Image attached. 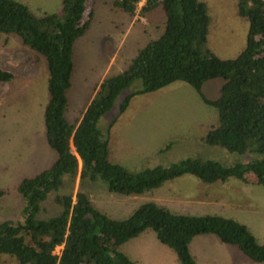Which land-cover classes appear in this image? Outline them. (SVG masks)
<instances>
[{
	"label": "trees",
	"instance_id": "obj_1",
	"mask_svg": "<svg viewBox=\"0 0 264 264\" xmlns=\"http://www.w3.org/2000/svg\"><path fill=\"white\" fill-rule=\"evenodd\" d=\"M93 1L62 0L59 14L37 16L17 0H0V35L18 37L46 61L49 100L44 125L47 145L57 156L49 169L15 188L23 202L22 218L0 224V264L4 255L17 264H136L120 248L146 232L172 250L178 264H198L190 245L201 236H213L237 248L249 261L264 264V243H258L246 225L217 215L177 214L150 202L127 218L114 219L97 209L80 188L75 195L56 196L59 213L40 218L49 197L60 192L66 181L73 186L78 179L102 182L109 194L124 197L158 190L184 176L215 185L231 180L248 183L247 176L253 175L255 184L264 186V0H235L237 14L249 22L250 30L246 48L232 60L220 59L207 47L211 19L200 0H110L113 9L130 17L162 10L164 31L137 52L123 73L98 84L80 118L70 123L66 114L75 44L92 24ZM14 78L0 67V85H11ZM137 80L142 88L123 100L104 134L98 128L100 119ZM211 81H220V89L210 99L202 89ZM174 83L189 85L217 111L218 124L200 141L247 157L245 162L225 166L189 158L133 173L111 159L112 128L131 100Z\"/></svg>",
	"mask_w": 264,
	"mask_h": 264
},
{
	"label": "rangeland",
	"instance_id": "obj_2",
	"mask_svg": "<svg viewBox=\"0 0 264 264\" xmlns=\"http://www.w3.org/2000/svg\"><path fill=\"white\" fill-rule=\"evenodd\" d=\"M17 1L37 16L59 14L61 11L62 0ZM200 1L207 5L211 19L207 47L220 59L237 58L247 46L250 26L248 21L238 16L236 1ZM111 5L110 0L93 1L92 24L75 44V72L66 114L70 123L80 118L97 84L107 77L123 73L137 52L158 39L164 31L162 10L145 17L139 14L130 17ZM90 7L91 2L87 5L85 20ZM0 67L15 77L11 85H0L1 224L22 218L23 202L15 188L24 179L49 169L57 156L46 142L44 113L49 93L45 59H38L18 37L0 35ZM141 88L142 81L137 80L119 95L112 110L98 124L104 134L117 116L123 100ZM219 89L220 81H211L204 85L202 93L211 99L217 96ZM217 124V111L204 104L192 87L174 83L156 93L136 96L131 100L128 109L112 128L111 159L133 173L158 165L169 166L189 158L213 160L225 166L245 162L247 157L219 147H209L200 141L208 129ZM169 143L172 145L161 152ZM247 178L248 183L231 180L227 184L205 185L194 177L184 176L158 190L131 197L109 194L102 182L90 184L78 179L72 186L66 181L61 191L51 195L44 204L40 218L48 219L59 213L56 196L75 195L82 188L97 209L114 219L127 218L140 206L153 202L177 214H214L233 219L246 225L258 243L263 244L264 186L256 185L253 175ZM242 188L245 193L254 196L251 209L247 208L248 203L244 209L236 206L237 193ZM216 201L217 204L214 203ZM209 238L216 243L209 242ZM152 240L158 242L152 232H146L123 245L120 251L129 253L132 259L144 264L142 252L151 249ZM155 244L160 248L163 246ZM198 244L202 246L201 255L207 259L206 264H256L246 259L237 248L225 245L215 237L195 238L191 248L199 253ZM2 264L17 263L14 258L4 255Z\"/></svg>",
	"mask_w": 264,
	"mask_h": 264
},
{
	"label": "crops",
	"instance_id": "obj_3",
	"mask_svg": "<svg viewBox=\"0 0 264 264\" xmlns=\"http://www.w3.org/2000/svg\"><path fill=\"white\" fill-rule=\"evenodd\" d=\"M97 85H96V87H97ZM237 194H238V196H237V199L235 200V202L237 203L236 206L239 209H244V205L246 203H248V207L247 208L251 209L253 207V204H252V201L254 199L253 195L245 193L243 191V188H242L241 191H238ZM217 202L218 201H216L214 203L217 204ZM222 208H223V206H221V210H223ZM138 238H136V239H138ZM209 239H210L209 242L216 243L215 240H213V238H209ZM155 243H159V242H155V240H152V242L150 243L151 244L150 245L151 249L150 250L146 249V250H144L142 252L144 264H178L177 263V257H176L175 253L172 250H170L169 248H168L169 250H166V248H164L166 246H164V245L161 246L162 248H160V246H157ZM197 246H198L197 250L199 251V253L197 251H195L194 249H192L191 245H190L191 253H192L194 259L197 261L198 264H206L207 259L206 258L203 259L202 255H201V252H202L201 247L202 246L200 244H198ZM126 254L132 261L136 262V264H140V261L132 259V257H130V255H129V253L126 252Z\"/></svg>",
	"mask_w": 264,
	"mask_h": 264
}]
</instances>
